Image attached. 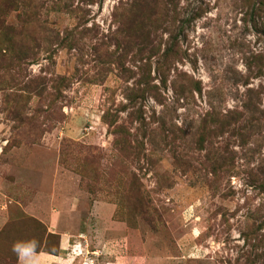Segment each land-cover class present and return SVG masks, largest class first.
Instances as JSON below:
<instances>
[{
	"label": "rangeland",
	"instance_id": "rangeland-1",
	"mask_svg": "<svg viewBox=\"0 0 264 264\" xmlns=\"http://www.w3.org/2000/svg\"><path fill=\"white\" fill-rule=\"evenodd\" d=\"M21 250L264 264V0H0V264Z\"/></svg>",
	"mask_w": 264,
	"mask_h": 264
},
{
	"label": "crops",
	"instance_id": "crops-1",
	"mask_svg": "<svg viewBox=\"0 0 264 264\" xmlns=\"http://www.w3.org/2000/svg\"><path fill=\"white\" fill-rule=\"evenodd\" d=\"M1 219L2 221L10 220V213H8L7 216L1 217ZM58 260V256H51L42 252L34 253L27 250H21V252L19 253L17 264H55ZM71 260L68 262V264L72 262Z\"/></svg>",
	"mask_w": 264,
	"mask_h": 264
}]
</instances>
